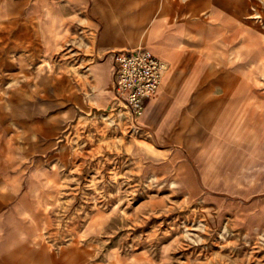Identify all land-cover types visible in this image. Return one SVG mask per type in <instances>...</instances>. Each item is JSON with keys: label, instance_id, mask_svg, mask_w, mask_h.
I'll list each match as a JSON object with an SVG mask.
<instances>
[{"label": "rangeland", "instance_id": "rangeland-1", "mask_svg": "<svg viewBox=\"0 0 264 264\" xmlns=\"http://www.w3.org/2000/svg\"><path fill=\"white\" fill-rule=\"evenodd\" d=\"M185 1L188 16L218 23L225 36H233L220 44L233 50L235 77L228 87L204 88V101L187 102L175 121L190 131L264 130V0ZM95 42L92 31L90 50L76 38L74 48L53 58L27 56V63L42 59V79L27 71V85L12 87V102L0 105L6 114L0 125L11 130L10 151L2 148L0 135V170L8 159L23 164L18 173L12 168L10 182L0 176V192H43L37 201L60 233L81 237L79 231L90 224L85 238L91 264H100L99 249L106 264L132 255L142 264H264V235L249 236L235 227L239 220L211 197L222 193L206 191L195 145L157 144L114 94L106 105L94 102L93 86L82 78L88 62L82 60ZM199 111L209 118L191 116ZM45 125L54 130L42 135V142L52 148L35 152L38 139L31 133ZM160 125L161 120L155 127ZM207 153L215 155L212 149ZM186 162L194 168V183L187 180ZM199 188L208 197H201ZM2 201L6 206L15 200Z\"/></svg>", "mask_w": 264, "mask_h": 264}, {"label": "crops", "instance_id": "crops-1", "mask_svg": "<svg viewBox=\"0 0 264 264\" xmlns=\"http://www.w3.org/2000/svg\"><path fill=\"white\" fill-rule=\"evenodd\" d=\"M92 31L96 33L95 47L91 55L83 57L82 63L90 64L83 67L82 78L90 80L94 102L106 105L115 95V50L144 47L167 62L161 88L148 100L144 117L136 123L161 146L168 147L176 140L187 149L195 145L206 191L222 193L211 197L220 199L225 213L239 220L235 227L249 236L264 235V130L190 131L189 126L185 130L175 121L185 113L181 109L187 102L204 101V88L228 87L235 77L233 50L229 53V48L220 44L224 37L233 36L229 37L228 31L225 36L218 23L188 16L185 0H0V105L12 102V87L27 85L23 81L27 71H35L36 78L42 79L38 73L42 59L27 63V56L53 58L66 47L74 48L76 38H82L90 50ZM5 116L0 108V120ZM191 116L209 118L203 111ZM50 130L54 129L45 125L31 133L38 139L35 152L52 148V143H43L41 138ZM10 132L0 125L2 148L8 151ZM243 134L262 137H240ZM211 149L215 155L209 158ZM184 164L187 180L196 182L194 168L189 162ZM22 166L10 159L4 161L2 181L10 182L12 168H18V173ZM199 189L201 197L207 196ZM42 194L33 190L0 192V264H91L90 240L85 238L90 224L79 231L81 237L60 233L57 224L47 221L43 203L37 201ZM3 199L15 201L4 206ZM101 252L99 249L96 262L106 264L100 259ZM116 262L142 264L133 255Z\"/></svg>", "mask_w": 264, "mask_h": 264}, {"label": "built area", "instance_id": "built-area-1", "mask_svg": "<svg viewBox=\"0 0 264 264\" xmlns=\"http://www.w3.org/2000/svg\"><path fill=\"white\" fill-rule=\"evenodd\" d=\"M113 53L115 97L137 121L148 100L159 91L168 64L144 47Z\"/></svg>", "mask_w": 264, "mask_h": 264}, {"label": "bare ground", "instance_id": "bare-ground-1", "mask_svg": "<svg viewBox=\"0 0 264 264\" xmlns=\"http://www.w3.org/2000/svg\"><path fill=\"white\" fill-rule=\"evenodd\" d=\"M164 78V77H163ZM162 82H163V79H162ZM162 82H161V85H162ZM161 88V87H160ZM145 111V110H144ZM144 111L142 112V114L144 113Z\"/></svg>", "mask_w": 264, "mask_h": 264}]
</instances>
